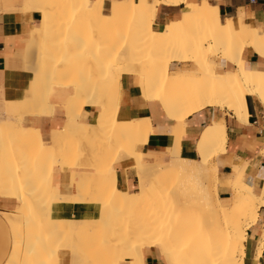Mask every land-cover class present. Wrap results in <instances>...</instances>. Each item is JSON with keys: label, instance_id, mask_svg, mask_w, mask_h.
Here are the masks:
<instances>
[{"label": "bare ground", "instance_id": "bare-ground-1", "mask_svg": "<svg viewBox=\"0 0 264 264\" xmlns=\"http://www.w3.org/2000/svg\"><path fill=\"white\" fill-rule=\"evenodd\" d=\"M29 1L30 3H34V5L36 2H37L36 4L38 5L40 4L39 6L37 5L36 8L33 7L32 10H35V11L39 10V12L41 13V19L38 22V29H40L41 32L39 33V35L37 34L38 37L40 36V39L38 41V43L40 44L33 45L34 43L31 42L28 45L29 47L27 48L28 50L26 49L27 53L25 52L26 54L25 56L28 58H31V56L29 57V55H31L30 53H32L31 51H34L35 48L36 49L38 48L40 53L39 51L37 52L38 54V56H36L37 58L40 56L41 59H44L41 57L44 55L45 56L44 61H47L48 60L47 58H50V59L47 61L48 62L47 65H45L47 62L40 63L44 61L43 60L41 61L40 59H38L40 60V62L38 63H40L39 65H42V67L37 68V66H39L37 65L36 66L37 69L35 68L37 71L34 70L35 77H33L32 84L30 87L31 94H33V98L30 101L31 103L29 104V106L26 108V113L29 107L32 108L31 109L32 111L41 106L45 107L46 110H49L51 107V105L47 102L49 90L57 86H64V85H59V84L61 82H64L65 78L67 79V77L71 78V80L72 78L73 79L76 78V77L74 78L75 75L73 74L75 72H72L74 71V69H76V67L73 64L74 66V69H73L71 65L67 64L70 60L69 59L70 57H68L69 55L71 56L73 54L71 56V59L73 58L72 60H74V57H75L74 55L79 54V58H80L81 56H83V55L80 56V54L83 53L87 49V51H89L90 53L92 52V53L91 55H89L90 53L88 52L86 56L87 55L90 56L91 58L88 57L89 61L93 63V60L95 57L92 54H95L94 49L96 47L100 49V44H101L100 42L102 41V39L106 40V38H109L112 34L117 32V30L122 29L121 24L123 26V22L125 21V19L128 22V26H126L127 24H125V26H123L125 27L123 30H124V33H126V35L128 34L127 37L129 36V40L126 44H123L122 47L120 45V49H118L119 50L118 52L117 50H115L117 53H119L117 55L115 52V55H113L115 56V59L112 56L107 58V62H108V59L112 61V63L110 61L108 62L111 64L106 65L105 62H101L100 60L101 58H99L96 54H99L100 52L102 53V51L100 50L99 52H97L98 49L96 50L95 55L99 58L98 60H100L98 61V63L100 65L101 63L105 64L104 68L106 66L105 69L107 70L106 72L108 74H109V70L112 69L114 66H116L117 70L112 69L113 70L112 72L116 71L114 72L115 75L112 73V77L113 76L114 77L113 78L110 77L111 78L110 80L107 74H105L107 76H104L105 70L102 71L101 69H98V66L96 65H95L96 67L93 68L91 65H94V64L98 65L97 61L96 62L94 61L95 62L94 64H91L88 61V65H90L89 67H87L88 65L87 66L84 65L87 63V58L83 56L86 58V59L83 58L84 62L86 63L83 62L82 66L87 67L85 68L86 70L84 71L88 72L89 70V71H92L94 74H96L97 71L100 70L102 72L101 73L102 75H99L100 73L98 74L99 76L97 74L96 76L91 75V73L90 75L87 74L88 80L86 79V81L87 83L89 81L90 82L88 84L86 83V81H85L86 84L83 82L82 83L85 85H88V87L91 86L90 88H88L84 85L86 89L88 90L90 89L89 91L84 90V91H87V93L89 92L87 94L88 96L86 94L84 95L85 92L83 93L82 89L81 90L79 89L80 85H78V83L76 82L78 79L76 81L72 80L74 83L70 81V83H72L73 86L68 84L69 80L67 84L64 86V87L71 86V88L74 89V94L69 96L67 100L64 102L65 107H66L65 114H67V117H68L67 119H69L73 123L80 122L78 120V117H79L78 114H80L81 111H77L79 112L77 114L75 110L77 108L76 103L78 102L76 97L78 96L80 99V96L82 95H79V93L81 92L84 95L83 96L84 101L83 103L80 104V107H78L77 110H81L84 104L90 103L89 105L93 104L99 107L98 114L94 118H92V120L88 123L81 122V124L83 125V132H78L79 133L78 138L76 137L78 136L77 132L74 131L75 133L74 132L72 133L74 135L72 136L70 134V137L68 139L63 138V140H61L58 137H54L51 139V143H50V144L61 146L62 147L61 150H63L64 146L65 147L67 145L69 146V144L67 145L65 144L68 141H70L69 139L71 138L74 139L76 137L73 140V143L72 141H70V143L75 144L74 147L76 148L78 145V144L76 145V143L78 142L79 138L81 139V136H85V138H88V137L92 138L91 142L97 144V147L99 150L96 153V150H97V147H96V150L94 152L96 153V155H94L93 159L92 158L89 159L88 157L90 155L83 151L84 153L81 155V157L83 156V159L85 158L84 159L85 163L83 161V163L81 164L85 165V164H88L89 161L90 162L93 161L95 168H97L96 170H99V172H96V175L98 173L97 178H96V175H92L93 177V178L91 177L92 180H95L94 178H96L95 184L98 186L100 185L102 187L103 186L107 187V185L109 186L111 185V188L108 190H106L105 187L103 188L104 192L106 191L105 194L108 197L107 200L108 199L111 200L110 201L111 205L109 207H112V206L118 207L120 205V207L123 208L124 210L126 208L128 209L132 207V211H133V206L142 204L143 202H145V199L146 200L149 199L151 195L150 193L152 192L153 194L157 193L156 196L157 197L160 196L158 195L159 194L158 192H160V190L163 189L162 185L164 184L161 182V180H163L162 179L163 177L161 174L162 173L161 170L163 166L160 167L161 169L158 173L160 177H158V179L155 181L156 184H154V188L152 187L153 186L152 184L147 183V179L145 176V174L147 173L143 171L145 174L141 175V178L139 179V183H138L139 191L136 193V195H131L129 190L124 191V190L119 189L117 186V177L115 178V176L114 177L110 176L112 172L111 168L117 169V164L119 161H121L124 158H130V157L134 158L135 157L136 159V157H138V155L137 156L134 155L133 157V154H130L128 152L129 146L134 145V144H139V143L143 144L144 142H146L148 135L152 132V125L149 119H141V118L138 119L137 118V120H126V121H122L118 119L117 117L118 102H119L118 99L120 96L119 95V78L122 73L135 75L137 78V82L141 88V92L143 96L147 99H152V98L158 99L159 98V100L162 102L164 110L166 111V114L172 120H174V125L172 126L170 130V133L175 136L174 137L175 143L173 145V148L171 149V150L174 149L173 151L174 154L172 157L169 158L168 162L171 164V166L175 167L174 174H179L183 176L190 174V173H194V174L197 172L199 173V171L201 170L205 171L206 168L211 167L209 165L210 163L209 161L212 160L213 157L216 156L219 152L225 149V143H226V133H225V126H224L223 121L218 120L217 122H211L205 126L200 138L195 144L197 148L198 158H186L184 156H181L179 152L180 147H181L180 146V135H181L182 128H183V121L186 116L190 115L193 112L199 111L206 106H219L222 108L224 103H227L228 108L233 111L235 116H237L236 118L245 119L246 114H247V105L245 101L246 94L258 95V98L264 104V62L258 64L256 67H252L251 64L246 60L244 56V49L246 47L253 46L255 52L261 58L264 59V25L260 24L259 26H256V27L247 26L242 18H239L238 27H235V24L233 20L231 19H227L225 20V22H222L218 14L217 7L213 5L209 0H139V1L137 0H122V1L110 0V10L108 14H105L101 11L102 5L105 0H29ZM160 3H165V4L185 3L188 7L185 12L180 14L181 15L180 17L171 19L169 22L165 23L164 25L158 28H154L153 21L155 18L156 7ZM65 14H67L68 16L67 15L65 16ZM61 17L70 18V25L68 26V28L66 26V29H69L70 35H67V36L71 37L73 35L71 32L72 31L74 32L75 29L77 31L78 25L75 23L79 22L78 24L81 26V27L78 26L79 27L78 30L80 32L75 31L77 33V34L74 33L73 35V38L76 35L75 38L70 39L71 41L73 40L72 42L74 43L76 41V38H78V42L76 41V43H78L77 45H80L79 43H81V45L78 46V49L77 48L76 49L77 50L80 49V50L79 51L73 50L71 51L72 52L71 54L69 55L66 54V56H65V53H67L68 51L70 52V48L69 49L67 48L68 51L65 52L64 55L63 53L59 54L61 49H58L59 52L55 49L56 50L55 54L54 52L51 51L52 49L59 47L58 45L60 44L59 43L61 41L60 39H62L60 37L63 36V31H62L63 29L62 30L59 29V27H61L62 25ZM59 23H60V26L58 25ZM46 24H48V26H51V27H48ZM44 25H46L48 28H51V29L54 27L55 33H53V35L51 36L50 34H47V33L46 35L44 33L45 30L43 29ZM56 26H59V27L56 28ZM71 26L74 28L76 27V28L73 29L71 28ZM61 28H63V26ZM70 28H71V32H70ZM126 28H127V31L129 30L128 32H125ZM192 28L196 29V32H191ZM58 31H62L61 33L62 35L59 37L60 38L59 41L56 37L60 34V32ZM120 33H123V32H120ZM114 35H116V33ZM114 35L112 36V38L114 37ZM44 37H46V39ZM47 37L50 38L51 41L54 39V43H50V44H53V45L55 43L57 44L59 43V44L58 45L55 44L54 48H52V46L49 47L52 49H50V53H49V50H47L48 52L46 53L47 55L45 54V52L43 53V55H41L44 49H46L45 47H47L45 46L47 45L45 43L47 40ZM64 37H65V34H64ZM66 38L64 39L66 40ZM110 41H113V39L112 40L110 39ZM86 43L88 45H86ZM97 43L99 45H97ZM50 44L48 43V46ZM30 45L33 47H31ZM70 45L71 43L68 46ZM91 45H93L94 48L89 47ZM94 45H97V46L95 47ZM63 46L67 47L66 45H63ZM42 47L44 48L42 49ZM83 47L85 49H83ZM88 47H89V50H88ZM81 50L82 51L84 50V51L82 52ZM62 51H65V50H62ZM56 52L58 54H56ZM76 52H79V53L76 54ZM34 54H35V51L32 55ZM48 54L49 56L51 54V56L48 57ZM84 55H85V52H84ZM213 55L214 56L219 55V57L226 64L227 63L232 64L234 66L233 71L230 72L229 70L223 69V68L216 69L215 65L210 62V56H213ZM62 56L65 58H63ZM56 57L57 58L59 57V59H57ZM52 58H54L53 59L54 62L51 61L52 62L51 63L49 61ZM79 58L78 56L75 57L74 61H76V59L79 60ZM63 59H66V64H67L66 66H63V67L61 66L62 69L65 68L63 69L66 72L64 77H63L64 71L63 70L60 71L61 68H59V71L62 72L61 74H59L60 72L57 71L58 70L57 64L62 65L60 64L62 62L60 60H63ZM95 59L97 60V58ZM80 61H83L82 57ZM72 62L73 61H71V63ZM171 63H179V64L186 63V65H179L177 67V70L174 71L170 67ZM188 63L194 64L193 68L188 67L189 66ZM67 66L71 68L70 72L69 70H66V69H69ZM44 67L45 69L43 70ZM91 67L93 68L94 71H96V73L92 70ZM99 67L101 68V66ZM46 68L48 69L46 70ZM82 68H80V70L84 69ZM88 68H91V70ZM96 68L98 70H96ZM67 72H69L70 75H68ZM34 73H33V76H34ZM77 73L75 74L77 75ZM71 74H73V77L71 76ZM110 74H111V71H110ZM107 80L110 83H113L112 85L109 83L110 86H112V88L108 86ZM82 83L79 82V84H82ZM170 88L174 92H176L178 95L175 93L173 94L169 93L170 96L166 95L167 89L170 90ZM174 95L175 96L177 95V96L174 98ZM168 99H171L172 101L169 102ZM17 104H18L17 101L7 102L4 110L9 115V117L11 118L14 117L15 113L17 112ZM26 105H28V103ZM31 106H34L36 108H33ZM31 110H28V113ZM37 110L39 109H36V111ZM39 113H42V111L38 112V114ZM18 114L20 115V112ZM21 121H22V113H21V116L17 118L16 126L14 127L12 125L7 124L6 125L7 130L6 129L5 130L8 132L6 133L3 130L4 132L2 133L0 132L1 134L0 137L2 138L3 133L5 134L9 133L8 135L12 134L15 139V141L13 140V142L15 143H13V145L11 143L12 147L14 146V144L16 145V143H19L18 141H20V143L24 146V150L18 149V148L17 150L15 149L14 150L16 151V153L18 152V154H21L22 152L21 150H23L25 153L23 152L22 153L26 154V157H27V154L29 153L28 155L30 156H28V158H30V160L31 158L33 159V161H31V164L29 163L30 166L28 167L27 165V169L29 171L25 172L27 173V175L30 172L29 174L30 177L29 179H27L26 177V180H23L25 184H23L22 182L21 183L19 182V180L22 177L20 176V174H19V176L21 177L20 179H17L19 177L15 176L16 174L18 175V172L17 170L15 171V164H14V161L17 162L16 160L17 155L15 157V154H16L15 151L13 149L11 150L9 149L10 148L9 146L11 145L4 144V146L6 147L1 148L2 150L1 152H5V155L2 159L0 158L1 159V163H0V179L1 180L0 181H1V184L4 186L8 184L15 176L17 180L16 182H18L19 184H22L23 187H27L26 184H31V182L36 180L34 178V176L36 175V171L40 169L42 170L44 168L43 163H45L44 165H46L49 161L53 162L54 159L52 158H55V156H53L52 153L51 154L49 153V155L47 153L43 158L39 159V155L45 152L44 150H46L45 145H44L45 143L41 139L40 136H38L37 134L36 135L34 134L35 129L33 130V129L25 128L22 125ZM56 133L59 134V132H56ZM18 138L19 140L16 141ZM4 140H6V138H4ZM9 140L11 141V139ZM75 140H77L76 143H74ZM84 140L82 143H84V146L85 145L88 146L89 145L87 144L88 140H87V143H86V139ZM113 140L117 141L116 143H118L119 141L122 143L123 141H126V142L128 141V142L127 144L125 143V145L123 146L119 145L117 147L115 145V148H114V145L112 144ZM0 141H3V140H0ZM91 142L89 140V143L91 145H89L88 147L93 146L92 145L93 143ZM110 144L113 145L112 147L114 148L113 149L114 151H112L111 149L112 147ZM23 146H20V147L22 148ZM71 147H73V145ZM56 149L58 151L60 147L59 148L57 147ZM91 149H93V147H91ZM116 149H117L116 151L117 153L115 154L114 152ZM10 151H12V154ZM120 151L123 152L124 154H119ZM6 152H9L10 154L6 156L7 155ZM87 152L91 153V155L93 156L92 152L90 151H87ZM63 153L65 154L66 152H63ZM77 153H80V152H77ZM109 154L111 155V158L109 157ZM68 155L69 154H67L66 157H68ZM5 156L7 157L6 159H5ZM21 157L23 160V155H21ZM69 157L70 159L74 158V157H71L70 155ZM76 157H78V155H76ZM108 157L109 159H107ZM28 158L27 160L29 161ZM27 160L25 161V163L27 162ZM63 161L61 163H63ZM57 162L59 161L57 160ZM137 162H136L137 164L135 165V167L139 169L142 167V162H141L140 157L137 158ZM37 163H38L37 165L38 167L36 168ZM81 164L77 162H73L72 165L69 166V167L72 166L71 168L72 170L70 173V179H69L68 184L64 186L65 195L61 194L62 197L65 196V198H62V200L58 202H69L71 198L77 199L79 201L87 200L88 195H89V198L92 196L91 189H90L91 194L87 195L86 193L88 192L87 191L85 192V189L88 190L86 186H88L87 184H89L87 182L86 176H89V175H85L84 177L83 175L81 176L84 179L86 178V183H87V184L86 183L81 184V188H82L81 192L78 195H75L73 193L74 195H72V197L70 195L71 194L70 192L76 189L74 182H77L75 177H76V173H79L77 172L78 165L81 166ZM238 167H235L233 169L234 177H235L234 181L238 184V189L235 191L233 199L229 203H223V206L220 207L224 210V212L225 211L227 212L228 209L232 208L231 212L233 213V217L228 219L227 227L225 228L227 230L226 237L224 238V240H219V239H218L219 241L216 240L217 242L215 244V248L217 249L213 253H211L210 258H207L204 264H244L243 263L244 262L243 259L245 257V247H244L245 243L244 242L247 240L245 231H246V228L252 222L256 220L257 212H258L257 208L259 207L260 204L264 202V184L261 188L255 187L252 184L251 179L246 177L245 175L246 171H241L239 170ZM15 172L17 173L15 174ZM136 172H137V169H136ZM89 174L91 176V173ZM108 174L110 175L108 176ZM90 176H89V179H91ZM78 178L79 177H77V179ZM71 181L74 185L69 186ZM192 190L193 188H191V190H189V192H186V193H184L183 190L181 191V193L177 190L179 193L173 194V197H172L173 199H171L172 201L169 203L166 202L167 204L165 203V206H164L165 208L164 209L162 208L163 210L160 211L161 212L159 215L160 217L158 216L159 213H157V216L155 215L156 217H158L157 219H159V221L156 219H153L154 216L153 218L150 217L151 221L148 220L150 224L148 221H146L145 223L148 222L146 226L145 224L144 226L142 224L144 228L140 226L142 227L143 230L139 229L141 231L137 232L138 230V226H137L136 233H134L133 231L128 234H125V232L114 233L115 231H117L118 229L117 227L116 230L113 231V234L110 235V237L107 236L108 238L106 237V239L105 237H103L104 240L100 238V240L96 242L95 240L91 241L93 240L92 239L93 235L100 234V236H103V235L106 236L105 231H103V229H105V227L107 226L106 224H109V223L103 224V222H101L102 223L101 224L100 221L104 219H101L98 222L96 221V224H99L97 225L99 227L100 226L103 227L105 225L103 229H101V227L97 228L96 225H92L93 222L91 224V222H89L90 220L89 218L56 219L55 221H52V223H48L45 226L44 224L43 225L41 224L42 222H44L42 221L44 219L40 218L41 216L38 218L42 222L41 221L39 222V220L38 222H35L34 216L35 214H38L40 210L43 209L42 211H45L46 209L47 213L45 214V212H43L44 217L46 219L47 218L46 215L47 216L49 215L50 204L47 206H44L40 203V207L36 208L35 206L31 205L32 203L31 201L29 200L27 201L26 198L24 199V197L21 196L22 205L20 208L16 210L14 215H12L11 213H3L4 218L10 225V228L12 230L11 235H13V238H14L13 243H12L11 253L4 264H50L52 262H54V264H59L58 262L60 258L59 257L60 244L53 245L50 242V240H53V238H51L53 237V235L62 236L63 238L67 237L68 241H66L64 248H67V246L69 247L70 258H71L70 264H77L78 261L80 262L81 260L80 257L82 256H84L85 259L81 261L86 260V262L82 264H88L89 259L87 261L85 255H88V258H89V255L94 254V253L98 257L97 264H119L124 259L128 260V264H145L143 256H144V250L146 248L158 249L160 253L163 255L166 264H181L178 261V258L176 256L177 254H175L176 252L175 251L173 252L172 251L173 249H171L172 247L177 246V245H173L176 242L171 243L169 238L171 237V239H173L174 237L175 238L177 237V235L175 234L177 233L179 228H177V231L173 229L176 228L177 223L179 225V222L181 221V219H185V217L189 215V210L188 212L184 211L183 207L180 209H177L176 206L181 205V204L182 205H185V204L186 205L187 204L196 205L194 203L196 191L192 192ZM93 191L96 192L94 188H93ZM99 191L97 192L102 193L101 189H99ZM77 193L78 192H76V194ZM37 196H35V198H37ZM94 196L95 197L92 196L93 198L91 197L90 200L88 198V201L92 203L100 204V202L106 200V199L102 200V198L100 197L102 195L100 196L94 195ZM31 198L32 200H35L34 197H31ZM158 199H161V198L158 197ZM103 204L105 205L104 207L108 206L106 205V202H104ZM107 204H109V202ZM100 205H101V208L104 209V207L102 206V203ZM116 207H113V209ZM117 209L119 210V208ZM104 210H102V212ZM111 211L113 210H110L109 212V208H108V210H106L104 214L107 212L106 215L108 216L109 215L108 213L112 214ZM115 211L116 209L114 210V213ZM100 216H99L100 218H103L102 215ZM118 218L120 219L119 216ZM247 218H249L250 220H247ZM47 220H50L49 216ZM91 220L93 219L91 218ZM246 220L248 222L245 223V225H243V222ZM108 221L111 222L112 220L109 219ZM152 221L153 223H151ZM155 221H157V223ZM120 222L121 221L117 223L120 224ZM38 225L39 227L40 226L42 227V229L40 227L39 230L40 232H42L41 235L44 236V238L42 239L40 238L36 240L37 238H39L38 237L39 233L36 232L37 229H35V227H37ZM109 226L111 227L112 225H108L107 227L109 228ZM115 226H117V224ZM171 230L173 231L172 233L170 232ZM24 231L26 233L25 238L22 235V232ZM31 231L37 234L36 236L37 238H35V236H32V233H30ZM99 231H101V233ZM174 231H176V233L173 236ZM180 232H182L181 229H180ZM85 233L87 235L88 234L90 235L92 233L94 234L90 235V237H92L90 239L89 237H87ZM111 233H112V230H111ZM169 233H171L172 235L170 234L171 236H169ZM80 234H85L86 237L89 238V240L86 239L87 242L84 241L86 238L85 235H80ZM178 234L180 235V233ZM72 236L73 238H71ZM75 236L78 237L79 239L81 236V238L84 239V240L81 239L82 245H80V242H79L80 240L78 241L80 250H78L79 248H75L76 246H72L71 244L73 243V245H75L74 242H72L73 239L76 238ZM69 238H70L71 243H68ZM178 238L180 239L179 236ZM54 239L55 240L58 239L57 240L58 242L59 240L60 241L62 240L58 237L57 238L54 237ZM172 241H175V240L173 239ZM183 246L185 247V245ZM87 250H88V253H87ZM113 251L114 253L118 251L116 258L114 257L115 255L114 253L113 255L111 254Z\"/></svg>", "mask_w": 264, "mask_h": 264}, {"label": "crops", "instance_id": "crops-1", "mask_svg": "<svg viewBox=\"0 0 264 264\" xmlns=\"http://www.w3.org/2000/svg\"><path fill=\"white\" fill-rule=\"evenodd\" d=\"M209 1L217 7V11L222 22H225L227 19H231L233 20L235 27H238L239 18H242L247 26L256 27L260 24L264 25V0ZM187 7L188 6L185 3L158 4L156 7L153 27L158 28L169 22L171 19L180 17V14L185 12ZM109 10L110 0H105L101 11L105 14H108ZM40 19L41 13L39 10L35 11L31 9L29 0H0V132L2 133L5 131L7 133L8 131H6V125H10V123L14 122L17 123V119L14 117H9L4 110L7 102L17 101V112L19 111L20 115L18 114L19 112H16L15 114H18L20 117L22 113V125L25 128L33 130L35 129L34 134L40 136L45 143L44 145L46 150L44 151L47 152L41 153L39 155V159L43 158L47 153L48 155L49 153H52L55 158H59L62 156V147L59 145L50 144L51 139L58 137L63 140L66 135L71 134L73 136L74 134L72 133L74 131L77 133L83 132V125L80 122H90L92 118L98 114L99 107L93 104L89 105L90 103L84 104L78 117L80 122L73 123L67 119V114L64 113V111L66 112L64 102L69 96L74 94V89L71 87L57 86L49 90L47 100V102L51 105L49 110H46V108L42 106L39 108L31 106L39 110L36 111V109H34L32 111V108L29 107L30 109L28 108V110H31L32 112L29 111L28 113L27 110L26 113V108L29 106L31 103L30 101L33 98L30 87L33 77H35L34 70L41 68V65H39L41 62L38 60L40 59V56L38 58L36 57L38 56V49L35 48L34 55H32L34 51H31L32 53L29 55L31 58L26 57L25 52L28 50V45L31 42H36L38 40L37 34L34 33V30L35 27H38V22ZM62 26L63 28H61V30H64V28H66L68 25L66 24ZM51 43H54V39L51 41ZM51 46L54 48L55 44H51ZM59 47L50 49H52L51 51L55 54L56 50L59 52L58 49H61V47ZM56 54L58 53L56 52ZM213 56H210L211 63H213ZM244 56L252 67H256L258 64L264 62V59L255 52L253 46H249L244 49ZM53 59L54 58H52L50 62H54ZM60 64L62 65L57 64L58 72L65 69H62L61 66H66L68 63L65 64L61 62ZM179 65V63H171L170 67H178ZM231 66L232 64H226L220 57L215 59L216 69H229ZM59 68H61L60 71ZM66 70H69L70 72L71 68ZM69 72H67L68 75H70ZM61 73L62 72L59 74ZM63 73L64 77L66 72L64 71ZM71 76L73 77L72 74ZM68 79L70 78L67 77L66 80ZM84 92V95L89 93H87V91ZM83 93L81 94L82 96H84ZM119 95L121 96H119L118 99L119 102L117 117L119 120H137V118L149 119L152 125V132L148 135L146 142L137 146L139 149L138 151L144 154L150 152L167 153L171 151L175 143V136L170 133V130L174 125V120H172L166 114V111L164 110L162 102L159 100V98H145L141 92V88L137 82L136 76L127 73H122L120 75ZM245 101L247 105V114L245 117L246 120L244 118H236L237 116H235L233 111L226 105H224L222 108L219 106H206L201 110L186 116L183 121V130L180 135V154L186 158H198L195 144L200 138L203 129L211 122L222 120L226 133L225 151L223 150L219 152L212 159V161L215 163L216 172L218 174V183L224 184V180L232 175L233 169L239 166V170L246 171L245 175L247 178L251 179L252 184L257 188H261L264 184V104L256 94H246ZM27 103L28 105H26ZM41 111L42 113L38 114V112ZM53 132H59V134H55ZM8 134L3 133L2 135V138L4 137L6 140L0 137V140H3L0 141L1 159L5 155V152H1V148L6 147L4 144L11 145L12 143L13 145V143H15L13 142V140L15 141L14 136L12 134ZM19 138L16 141H18ZM9 139H11V141ZM18 142L19 143H16V145L14 144L13 147L11 145L9 146L10 148H8L10 150H17V148L24 149V146L20 143V141ZM18 144H21L20 146L23 147L21 148ZM57 147H60V151H57ZM21 151L25 153L23 150ZM10 152L12 154V151ZM22 152L21 154H18V152L16 153L15 151L16 154H13H15V156L17 155L16 159L23 161L26 158V154H23ZM6 154V156H8L10 153L6 152ZM21 155H23V160ZM6 156L5 159L7 158ZM145 159L153 161L151 156H145ZM77 171L81 173H90L93 170L90 167H79L78 165ZM70 173L71 171L69 168L64 166L63 163H61L60 166L58 164H53L50 172V186L52 192H58L56 195L54 194L51 196V194H49L50 191L48 188L45 189L44 186L33 185V190L35 194L37 193L35 196H39H37L35 200H31V205L39 208L40 203L44 206L50 204L48 216L51 220H47V215V218L45 219L43 212H45V214L47 212L44 207L45 211H42V209L38 214H35V222H38V220L39 222L41 221L38 218L40 216V218L44 219L42 220L44 222L41 221V224H44L45 226L56 219L98 218L101 208L99 203H92L88 200L79 201L74 198H71L69 202H58L57 196L59 192H65L64 186L69 182ZM116 174L117 186L119 189L124 191L131 190L130 192L136 190V192L132 193H137L139 176L136 173L134 160L132 158H124L119 161L117 164ZM10 182L6 184L7 186H4L0 181V264H4L9 257L14 240L13 235H11L12 232L10 225L4 218L3 213L14 214L16 210L22 205L20 193L25 191L23 185L17 183L16 181L14 183L12 181ZM15 184L17 186L19 185L17 192H15L11 187ZM217 190L221 199L229 198L232 195L230 190L222 188L220 185L217 187ZM257 211L256 220L252 222L245 231L247 240L244 242V264H264V202L259 205ZM41 234L42 232L38 234V237L42 239L44 236ZM22 235L25 238V231L22 232ZM32 236L37 238V234L35 233H33ZM59 257V264H70L71 258L69 249L60 248ZM143 257L145 264H166L163 255L156 248H146L144 250ZM119 264H128V260L124 259Z\"/></svg>", "mask_w": 264, "mask_h": 264}, {"label": "rangeland", "instance_id": "rangeland-1", "mask_svg": "<svg viewBox=\"0 0 264 264\" xmlns=\"http://www.w3.org/2000/svg\"><path fill=\"white\" fill-rule=\"evenodd\" d=\"M139 1V0H138ZM37 3V2H36ZM35 3V5H34V3H30V5H31V9H33V7L34 8H36L37 7V5L38 4H36ZM34 5V6H33ZM40 5V4H39ZM38 5V6H39ZM67 14H65V16H66ZM68 16V15H67ZM62 18V25H66V24H68V26L70 25V18H68V17H66V18H63V17H61ZM63 19H64V21H63ZM57 20V19H56ZM58 20H59V18H58ZM74 22H75V20H74ZM79 23V22H78ZM78 23H75V24H77L79 27H81ZM74 24V23H73ZM125 24H127L126 26H128V22H127V20L125 19V21L123 22V26H125ZM47 26H48V24H46ZM46 25H44V33L46 34H50V36L51 35H53V33H55L54 32V27L51 29V28H48V27H51V26H46ZM49 25H51V24H49ZM59 26H60V23L58 24ZM61 25V26H62ZM77 25H75V26H77ZM82 25V24H81ZM46 26V27H45ZM59 26H56V28H58ZM68 26H67V28H68ZM72 26H74V25H72ZM71 26V28H73V29H75L74 27H72ZM77 26V28L79 29V27ZM122 26V24H121V28L122 29H119V30H117V32H115L116 33V35H114V34H112L109 38H106V40H103L102 39V41L100 42L101 44H100V49L99 48H97L96 46L97 45H99L98 43H97V45H94L96 48L94 49L95 51V54H96V50L98 49V51L97 52H99L100 50L102 51V53L100 52L99 54H96L99 58H101L100 60H101V62H105V64L107 65V64H111L112 63V61H110L109 59H108V62L110 61L111 63H108L107 62V58H109L110 56H112L114 59H115V56H113V55H115V50H117V52L119 51L118 49H120V45H121V47L123 46V44H126L127 42H128V40H129V36L127 37V35H126V33H124V28L125 27H123ZM37 28V29H36ZM71 28H70V32H71ZM42 29V28H41ZM59 29H61V27H59ZM72 29V30H73ZM77 29V31L78 32H80L79 30ZM192 29H193V31H192ZM191 29V32H196V29H194V28H192ZM40 29H38V27H35V30H34V33H36V34H38L39 35V33L41 32V30L39 31ZM48 31V32H47ZM62 31H63V36L62 37H60L62 34ZM62 31H58V32H60V34L58 35V36H56L57 37V39H58V41H59V39L60 38H62V39H60L61 41L58 43L59 44V46L61 47V50H65V51H61L60 52V54L61 53H63V55H64V53L65 52H67L68 51V49L70 48V52L68 53H65V56H66V54H71L72 52L71 51H76L77 49H78V46H80L81 45V43H79L80 45H77L78 43H76V41L78 42V38H76V41L73 43L70 39H72L73 38V35H74V33H76L77 31H76V29H75V31L73 32H71L73 35L70 37V36H67V35H70V33H69V29H64V30H62ZM67 31H68V33H67ZM129 31V30H128ZM127 31V28H126V31L125 32H128ZM120 32H123V33H120ZM191 32H189V33H191ZM46 34V35H47ZM64 34H65V37H64ZM77 34V33H76ZM125 34V35H124ZM201 34V33H200ZM38 35H37V38H38V40L36 41V42H32V43H34L33 45H39L40 43H38V41H39V39H40V36L38 37ZM114 35V37L112 38V36ZM49 36V35H48ZM76 36V35H75ZM75 36H74V38H75ZM56 37H55V39H56ZM60 37V38H59ZM66 38V37H68V38H66V40L64 39V38ZM45 39H46V37H44ZM52 38V37H51ZM73 38V39H74ZM115 38V39H114ZM117 38V39H116ZM65 41H64V40ZM107 39H109V40H107ZM110 39L112 40L113 39V41H110ZM122 39V40H121ZM125 40V41H124ZM80 41V40H79ZM115 41V42H114ZM123 41V42H122ZM71 43V45L70 46H68L70 43ZM81 42H83V41H81ZM86 42V41H85ZM38 43V44H37ZM47 45H45V46H47V47H45L46 49H44V51L42 52V54L41 55H43V53L45 52V54L46 53H48L47 52V50H49V53H50V46H51V39L50 38H48L47 37V40H46V42H45ZM48 43L50 44L49 46H48ZM67 43V44H66ZM106 43V44H105ZM109 45H108V44ZM55 44H57V43H55ZM57 44V45H58ZM73 44H75V45H73ZM111 44V45H110ZM32 45V44H31ZM30 45V46H31ZM63 45H66L67 47H65V46H63ZM86 45H88L87 43H86ZM105 45H107V46H105ZM31 47H33V46H31ZM73 47V48H72ZM89 47H93V45H91V46H89ZM89 47H88V50H89ZM104 47V48H103ZM105 47H106V49H105ZM44 47H42V49H43ZM68 48V49H67ZM77 48V49H76ZM94 48V47H93ZM38 49V48H37ZM83 49H85L84 47H83ZM39 50V49H38ZM80 50V49H79ZM79 50H77V51H79ZM92 50V49H91ZM112 50H113V52H112ZM82 51V50H81ZM84 51V50H83ZM82 51V52H83ZM84 52H85V55H84ZM83 53H81L80 54V56L81 55H83V56H85L86 58H87V63L86 62H84V59L83 58H85V57H83V56H81L82 57V60L83 61H80L81 60V57L79 58V54H77V53H79V52H76V54L77 55H74L75 57H77L78 56V58H79V60H77L76 59V61H74L75 60V57H74V60H72L71 59V56L73 55H67L68 57H70L69 59V62H68V64L69 65H71L72 67H73V69H74V66L76 67V69H74V72L75 73H77V71H78V73H77V75L75 74V73H73L75 76H74V78L75 79H73L72 78V80L74 81H76L77 79V83H78V85H80L79 86V89L81 90H83L82 92H84V90H87V91H89L88 89H86V87H88V85H85L86 83H87V81H86V79L88 80V75H90V73H91V75H95L96 76V74L98 75L99 73V75H102L101 73V71L99 72V71H97V73H96V71H94L93 70V68H95L96 66H98V69H101L102 71H104L105 73H104V76H107L108 75V77H109V79L111 80V78L110 77H112V73L114 74V72H116V71H114V72H112L113 70H117V68H116V66H114L112 69H110L109 70V74H110V71H111V74H110V76H109V74L106 72L107 70L105 69L106 68V66H105V68H104V65L105 64H103V63H101V65L98 63V61H100V60H98L99 58L95 55V54H92V55H94V57L95 58H97V60L94 58V60H93V63L92 62H90L89 61V58L88 57H90V56H86V54H88V52L89 51H87V49L84 51ZM105 52V53H104ZM116 52V54L118 55L119 53H117ZM39 53H40V51H39ZM90 53V52H89ZM92 53V52H91ZM91 53L89 54V55H91ZM114 53V54H113ZM74 54H75V52H74ZM102 54V55H101ZM109 54V55H108ZM47 55V54H46ZM101 57H100V56ZM105 55V56H104ZM42 58H44L45 59V56L43 55V56H41ZM48 57H50L49 56V54H48ZM60 57V56H59ZM63 57V56H62ZM93 57V56H92ZM117 57V56H116ZM219 58V55H217V56H213L212 57V60H213V64L215 65V59L216 58ZM47 58V57H46ZM63 58H65V57H63ZM85 58V59H86ZM91 58V57H90ZM113 58H111V59H113ZM44 59H41L40 58V60L42 61H44ZM48 60L50 59V58H47ZM59 59V58H58ZM62 59V58H61ZM47 60V61H48ZM64 60V61H63ZM63 60H60V61H62L63 63H65L66 64V59H63ZM91 60V59H90ZM47 61H44V62H41V63H45V62H47ZM71 61H73L72 63H71ZM88 61H89V63H91V64H94L96 61H97V63H98V65L97 64H94V65H91L92 67V70L96 73V74H94L92 71H89L88 70V72L87 71H84V70H86L85 68H87V67H89L90 65H88ZM95 61V62H94ZM114 61V60H113ZM50 62V61H49ZM83 62L84 63H86V64H84V65H88L87 67H84V66H82V64H83ZM107 62V63H106ZM71 63V64H70ZM48 64V62L45 64V65H47ZM73 64H74V66H73ZM103 64V65H102ZM189 64V66L188 67H190V68H193V65L194 64H190V63H188ZM77 65V66H76ZM96 65V66H95ZM180 65H186V63H181ZM84 68H82V67ZM99 66H101V68L99 67ZM41 67H42V65H41ZM80 68H82L83 70H80ZM91 68H88V69H90L91 70ZM171 68L174 70V71H176L177 70V66H171ZM233 68H234V66L232 65L229 69H227V70H229L230 72H232L233 71ZM45 69V67L43 68V70ZM48 68H46V70H47ZM97 68H96V70H98ZM76 70V71H75ZM79 71H81V72H79ZM86 73V74H85ZM72 74V75H73ZM88 74V75H87ZM105 74H107V75H105ZM87 75V76H86ZM98 75V76H99ZM115 75V74H114ZM84 76V77H83ZM78 77V78H77ZM87 77V78H86ZM114 77V76H113ZM112 77V78H113ZM85 78V79H84ZM108 79V80H109ZM68 80H69V82H68ZM68 80H64V82H61L59 85H66L67 84V82H68V84H70L71 86H73V84L72 83H74L72 80H71V78L70 79H68ZM80 80V81H79ZM82 80V81H81ZM107 80V81H108ZM109 80V81H110ZM70 81L72 82V83H70ZM85 81H86V83H85ZM107 82V84H108V86L110 87V88H112V86H110V84L112 85L113 83H110V82ZM113 81V80H112ZM79 82L80 83H85V84H79ZM90 82V81H89ZM88 82V83H89ZM87 83V84H88ZM106 83V82H105ZM110 83V84H109ZM69 85V86H70ZM86 87H85V86ZM70 86V87H71ZM85 87V88H84ZM91 86H89L88 88H90ZM191 87V86H190ZM189 87V88H190ZM84 88V89H83ZM171 90V91H170ZM170 90L169 89H167V93H166V95H168V96H170V94L169 93H171V94H173V93H175V94H177L176 92H174L171 88H170ZM170 91V92H169ZM79 95H81V93H79ZM178 95V94H177ZM176 95V96H177ZM88 96V95H87ZM86 96V97H87ZM175 95H174V98L176 97ZM77 98V108H76V112L77 111H81V110H77L78 109V107H80V104L81 103H83V96H80V99H79V97L77 96L76 97ZM79 99V100H78ZM88 99V98H87ZM168 101L170 102V101H172L171 99H168ZM226 104V106L228 107V105H227V103H224V105ZM83 105V104H82ZM82 105H81V107H82ZM223 105V106H224ZM64 113H65V111H64ZM79 112H77V114H78ZM8 115V114H7ZM80 114H78V116H79ZM9 116V115H8ZM19 117V115L18 114H15L14 115V118L15 119H17ZM142 121H144V120H142ZM75 123H77V122H75ZM81 123V122H80ZM10 125H12V126H16V123H10ZM182 130H183V128H182ZM135 134V133H134ZM77 135H79V133H77ZM70 137V135H66L65 136V139H68ZM75 137V136H74ZM77 138L79 137V136H76ZM75 137V138H76ZM84 137V138H83ZM74 138V139H75ZM73 138H71V139H69L70 141H72V143H73V140H74ZM84 139H86V143H87V140H88V143L87 144H89V145H91L90 143H89V140H90V142H91V139L92 138H90V137H88V138H85V136H81V139L79 138L78 139V142H77V140H75L74 141V143H76V145H77V148L76 147H74L75 146V144H72V143H70V141H68L65 145H67V144H69V146L67 145L66 147L64 146L63 147V150H62V156L61 157H59V158H52V159H54L53 160V162L52 161H49L46 165H44L45 163H43V166H44V168L41 170H37L36 171V175L34 176V178L36 179V180H34L33 182H31V184H26L27 185V187H24L25 188V191L24 192H21V196L22 197H24V199L26 198L27 199V201L29 200V201H31L32 200V198L31 197H34V199H36L35 198V193H34V190H33V185L34 186H44L45 187V189L46 188H48V190L50 191V194H51V196L52 195H54V194H57L58 192H52V190H51V186H50V172H51V168H52V166H53V164H58L59 166L61 165V162L63 161V164H64V166H67L68 168H69V170L71 171L72 169V166L71 167H69L70 165H72V163L73 162H77V163H79V164H81L83 161H84V163H85V158L83 159V156L81 157V155L84 153V152H86V153H88L90 156L88 157L89 159L90 158H92L93 159V157H94V155H96V153L98 152V147H97V144H95V143H93V142H91V143H93L92 145L93 146H91V147H93V149H91V147H88L87 145H85L84 146V143H82L83 142V140ZM81 140H82V142H81ZM85 141V140H84ZM93 141V140H92ZM94 141H95V139H94ZM117 141H118V139H117ZM117 141H114L113 140V142H115V143H113L112 141V144L114 145V148H115V145L118 147L119 145L120 146H123V145H125V143L127 144V142L126 141H123V143L122 142H118V143H116ZM81 142V143H80ZM71 144V145H70ZM80 144V145H79ZM96 146H95V145ZM112 144H110L111 145V147L113 146ZM73 145V147H71ZM83 145V146H82ZM139 145H141V143H139V144H134V145H131V146H129V148H128V152L130 153V154H133V157H134V155H138V157H140L141 158V162H142V167L141 168H136L135 167V165L138 163L137 162V158L138 157H136V159H135V157L134 158H132V157H130V158H132L133 160H134V167H135V169H137V174H138V176H139V179L141 178V175H143V174H145L144 172H146L147 174H145V176H146V179H147V183H149V184H152L153 186V188H154V184H156L155 183V181L158 179V177H160L159 175H158V173H159V171H160V167L161 166H163V168H162V179L163 180H161V182L162 183H164L163 185H162V188L163 189H161L160 190V192H158L159 194L158 195H160V196H158L159 198H161V199H158V197L156 196L157 195V193L156 194H153V192L152 193H150L151 195H150V197H149V199H145V202H141L142 204H139V205H136V206H133V211H132V207L131 208H126L125 210L123 209V208H121L120 207V205L118 206V207H116V206H112V207H109L111 204V200H107V195L105 194L106 193V191L104 192V190H103V188L105 187V186H98V185H96L95 183H96V178H97V175H98V173H97V175H96V172H99V170H96L97 168H95V165L93 164V161L92 162H90L89 161V165L88 164H85V165H83V164H81V166L80 167H83V166H85V167H90L93 171L92 172H90L91 173V176H90V174L89 173H81V172H79V171H77V172H79V173H76V177H75V179H76V181L77 182H74L75 183V187H76V189H74L72 192H70L71 194V197H72V195H78L80 192H81V184H85L86 183V178L84 179L83 177L85 176V175H89L90 176V178L92 177V175H96V178H94L95 180H92V178L91 179H89V176H86L87 177V182L89 183V184H87L88 186H86L87 187V189L88 190H86L85 189V192L87 191L88 193H86L87 195L88 194H91V191H92V196L93 197H95L94 195H96V196H100V195H102V196H100L101 198H102V200L103 199H106V200H104V201H102V202H100V204L102 203V206L104 207L105 205L103 204L104 202H106V205H108V206H106V207H104V209H102L101 208V210H100V213H99V216L100 215H102V217L103 218H100L99 216H98V218H96V219H93V220H91V218H89L90 220H89V222H91V224H92V222H93V224L92 225H96V227L97 228H100L101 227V229H103V227H105V225L102 227V226H97V225H99V224H96V221L98 222L99 220H101V219H104V220H101L100 221V223L101 222H103V224H106V223H109V224H106L107 226L108 225H112L111 227L113 228H111L110 226H109V228L106 226L105 227V229H103V231H105V235L106 236H100V234H95V235H93L94 233H96V232H94V233H92V234H90V235H93V238L92 237H90V235L88 234H86L87 235V237H89L90 239L92 238L93 240H91V241H94L95 240V242L96 241H98V240H100V238H102V240H104L103 239V237H105V239H106V237L108 236V237H110V235L111 234H113V231H115L116 230V228L118 227V229H117V231H115L114 233H123V232H125V234H128V233H130V232H134V233H136V230H137V226H138V230H137V232L138 231H141V230H143L142 229V227L144 226V224H145V226L148 224V220H150L151 221V219H150V217H152L153 218V216H154V218L153 219H156V220H158L159 221V219H157L158 217H156L157 216V213H159L158 214V216L160 215V211L161 210H163L165 207V203L167 202V203H169V202H171L172 200L171 199H173L172 197H173V194H177V193H181V191L183 190V192L184 193H186V192H189V190H191V188H193V190H192V192H194V191H196V195H195V200H194V203L196 204V205H194V204H185V205H178V206H176L177 207V209H180V208H184V211H187L188 212V210H189V215H187V217H185V219H181V223L179 222V225H178V223H177V225H176V228H174L173 230H176L177 231V228H179V232L177 231V233H176V231H174V233H173V236H174V234L175 235H177V237L175 238H173L175 241H172L173 239H171V237L169 238L170 239V242L172 243H174V242H176V243H174L173 245H177V246H175V247H172V245H171V249H173L172 251L174 252H176L175 254H177L176 256H177V258H178V261H179V263H183V264H204L205 263V260H207V258H210V256H211V253H213L217 248H215V244H216V242L217 241H219V240H224V238L226 237V227H227V222H228V219H230V218H232L233 217V213L231 212L232 210V208H230V209H228L227 210V212L225 211L224 212V210L222 209V208H220L221 206H223V203H229L232 199H233V196H234V194H235V191L238 189V184L234 181V179H235V177H234V171H233V173H232V175L229 177V178H227V179H225L224 180V184H222V183H218V174H217V172H216V168H215V163L212 161V160H210L209 162V165L211 166V167H209V168H206L205 169V171H199V173L197 172V173H190V174H187V175H179V174H174V171H175V167L174 166H171V164L168 162V160H169V158L170 157H172L173 156V154H174V149L173 150H171V151H169V152H167V153H156V152H150V153H147V154H144V153H142V152H140V151H138L139 149L137 148V146H139ZM87 146V147H86ZM70 147V148H69ZM96 147H97V150H96ZM113 147L111 148L112 149V151H114L113 149H114ZM70 149H71V151H70ZM75 149V150H74ZM88 149V150H87ZM24 150V149H23ZM26 150V149H25ZM86 150V151H85ZM95 150H96V153H94L95 152ZM27 151V150H26ZM84 151V152H83ZM87 151H90V152H92L93 153V156L91 155V153H89V152H87ZM117 151V149L115 150V154L117 153L116 152ZM28 152V151H27ZM63 152H66L65 154L63 153ZM77 152H80V153H77ZM179 152H180V150H179ZM75 153V154H74ZM112 153V152H111ZM110 153V154H111ZM29 154V153H28ZM27 154V157L25 158V160H23V162L21 161V160H18V159H16L17 160V162H15L14 161V164H15V171L17 170V172H18V175L16 174L17 172H15V176L16 177H19V178H17V179H20L21 177V179L19 180V182L21 183H23V184H25L24 182H23V180H26V177H27V179H29V177H30V172H29V174L27 175V173H25L26 171L28 172L29 170L27 169V165H28V167L30 166V164H31V161H33V159L31 158V160H30V158H28V156H30V155H28ZM67 154H69L71 157H74V158H76V159H74V158H71L72 160H73V162H72V160L70 159V157H69V155H68V157H66L67 156ZM109 154V157L111 158V155ZM119 154H124L123 152H121L120 151V153ZM76 155H78V157H76ZM181 155V154H180ZM113 156V155H112ZM114 156H116V155H114ZM145 156H151L152 158H153V161H149V160H147V159H145ZM182 156V155H181ZM16 157V156H15ZM109 157L107 158V159H109ZM122 157V156H121ZM27 158L29 159V161L27 160ZM91 159V160H92ZM14 160H15V158H14ZM27 160V162L25 163V161ZM57 160L59 161V162H57ZM107 161V160H106ZM51 162V163H50ZM66 162H68V163H66ZM137 162V163H136ZM30 163V164H29ZM53 163V164H52ZM35 164V163H34ZM50 164V165H49ZM114 164V163H113ZM21 165V166H20ZM24 165V166H23ZM38 165V163L36 164V168L38 167L37 166ZM88 165V166H87ZM115 165V164H114ZM22 167H23V169H22ZM25 167H26V169H25ZM49 167V168H48ZM31 168V167H30ZM94 169H95V171H94ZM141 169V170H140ZM23 170V171H22ZM141 172H140V171ZM111 175L110 174H108V176L110 175V176H112V177H114L115 176V178L117 177L116 175V168H111ZM144 171V172H143ZM94 173V174H93ZM19 174H20V176H19ZM48 174V175H47ZM78 174V175H77ZM26 175V176H25ZM80 175V176H79ZM83 175V177H81ZM179 176V178H178V176ZM15 176H14V178L11 180L13 183L15 182V181H17L16 180V178H15ZM174 176H176V177H174ZM77 177H79L78 179H77ZM95 177V176H94ZM148 177V178H147ZM42 178V179H41ZM81 178V179H80ZM80 179V180H79ZM149 179V180H148ZM6 180V179H5ZM41 180V181H40ZM78 180H79V182H78ZM83 181V182H82ZM85 181V182H84ZM137 181H138V177H137ZM182 181V182H181ZM47 182V183H46ZM82 182V183H81ZM176 182H177V184H176ZM11 183V182H10ZM18 183V182H17ZM29 183V182H28ZM139 183V182H138ZM182 183V184H181ZM94 184H95V186H94ZM176 184V185H175ZM22 185V184H21ZM72 185H74L73 183H72V181L70 182V184H69V186H72ZM89 185H90V187H89ZM136 185H137V183H136ZM139 185V184H138ZM221 186L222 188H225V189H228V190H230L231 191V193H232V195H231V197H229V198H225V199H221L220 197H219V195H218V190H217V187L218 186ZM92 186V187H91ZM97 186V187H96ZM109 185H107V187H105L106 188V190H108V189H110L111 188V185L108 187ZM179 187H180V189H179ZM12 188L14 189V191L15 192H17V190H18V188H19V185L17 186L16 184L15 185H13L12 186ZM78 188V189H77ZM80 188V189H79ZM85 188V187H84ZM93 188H94V190H96V192L95 191H93ZM97 188V189H96ZM90 189H91V191H90ZM99 189H101V191H102V193H99L100 191H99ZM182 189V190H181ZM179 192H178V191ZM181 190V191H180ZM30 191H31V193H30ZM71 191V190H70ZM97 191H99V192H97ZM131 191V190H130ZM139 191V187L137 188V192ZM76 192H78L77 194H76ZM132 192H136V190L135 191H132ZM132 192H130V194L131 195H136V193H132ZM182 192V193H183ZM65 192H59V194H58V196H57V199H58V201H61L62 200V198H65V196H63L62 197V195L64 194ZM74 193V194H73ZM25 194V195H24ZM31 194H32V196H31ZM62 194V195H61ZM65 195V194H64ZM90 195V196H91ZM91 196V197H92ZM104 196V197H103ZM106 196V197H105ZM156 196V197H155ZM175 196V195H174ZM18 197V196H17ZM59 197V198H58ZM90 197V198H91ZM92 197V198H93ZM88 198H89V195L87 196V200H88ZM90 198H89V200H90ZM92 200V199H91ZM155 200V201H154ZM100 201H101V199H100ZM109 202V204H107L108 202ZM151 202V203H150ZM153 202V203H152ZM155 203V204H154ZM166 203V204H167ZM113 204V203H112ZM220 204V205H219ZM181 206V207H180ZM193 206V207H192ZM197 206V207H196ZM33 207V206H32ZM113 207H116V208H114L113 209ZM137 207V208H136ZM149 207V208H148ZM159 207V208H158ZM175 207V208H176ZM34 208V207H33ZM32 208V209H33ZM108 208H109V212H110V210H113V211H111V213L112 214H110V213H108L109 215L107 216L106 214H107V212L104 214V212L106 211V210H108ZM117 208H119V210L117 209ZM151 208V209H150ZM163 208V209H162ZM189 208V209H188ZM116 209V211H115V213H114V210ZM159 210V212H158V210ZM220 209V210H219ZM102 210H104L103 212H102ZM117 210H118V212H117ZM154 210V211H153ZM195 210V211H194ZM203 210V211H202ZM230 210V211H229ZM183 211V212H184ZM198 211V212H197ZM223 211V212H222ZM195 212V213H194ZM201 212H202V214H201ZM103 213V214H102ZM117 213V214H116ZM133 213H135V214H133ZM154 215H153V214ZM190 213H191V215H190ZM193 213V214H192ZM199 213V214H198ZM15 214V213H14ZM14 214H12V215H14ZM115 214V215H114ZM121 214V215H120ZM201 214V215H200ZM204 214V215H203ZM112 215V216H111ZM117 215V216H116ZM134 215V216H133ZM152 215V216H151ZM156 215V216H155ZM230 215H231V217H230ZM118 216L120 217V219L118 218ZM105 217V218H104ZM107 217V218H106ZM108 217H109V219L110 220H112L111 222L110 221H108L109 219H108ZM137 217H138V219H137ZM140 217V218H139ZM156 217V218H155ZM160 217V216H159ZM222 218V219H221ZM152 219V220H153ZM187 219V220H186ZM117 220V221H116ZM143 220V221H142ZM247 220H250L249 218H247ZM244 221L243 222V225H245V223H247L248 221ZM95 221V222H94ZM119 221H121L120 222V224H118L119 223ZM127 221V222H126ZM146 221H148L147 223H145ZM105 222V223H104ZM118 222V223H117ZM156 223H157V221H155ZM154 222V223H155ZM52 223V222H51ZM114 223V224H113ZM124 223V224H123ZM137 223V224H136ZM151 223H153V221L151 222ZM102 224V223H101ZM117 224V226H115ZM135 224V225H134ZM142 224H143V226H142ZM149 224H150V222H149ZM182 224V225H181ZM114 225V226H113ZM181 225V226H180ZM184 225V226H183ZM123 226V227H122ZM140 226H142V227H140ZM192 226V227H191ZM41 227V226H40ZM40 227H39V225L37 226V227H35V229H37L36 230V232H39V233H41L40 232ZM126 227H128V228H126ZM144 228V227H143ZM190 228V229H189ZM34 229V230H35ZM41 229H42V227H41ZM108 231H107V230ZM110 229V230H109ZM121 229V230H120ZM139 229H141V230H139ZM180 229H181V231L182 232H180ZM194 229V230H193ZM111 230H112V233H111ZM125 230V231H124ZM12 231V230H11ZM42 231V230H41ZM102 231V230H101ZM101 231H99L100 233H101ZM194 231H195V233H194ZM225 231V232H224ZM98 232V231H97ZM108 232H109V234H108ZM171 233L173 232L172 230L170 231ZM30 233H32L33 234V232L31 231ZM107 233V234H106ZM171 233H169V236H171L172 234ZM178 233H180V235L178 234ZM183 233V234H182ZM85 234H80V235H85ZM102 234H103V232H102ZM101 234V235H102ZM171 234V235H170ZM222 234V235H221ZM86 235H85V237H86ZM52 236V235H51ZM98 236V237H97ZM178 236L180 237V239L178 238ZM224 236V237H223ZM54 237L55 238H60V239H62L63 237L62 236H58V235H53V237H51V238H53V240L55 241H53V240H50V242L54 245H56V244H60V248H64L65 247V244H66V241H68L67 240V237H64L61 241L59 240V242L57 241L58 239H54ZM76 237V236H75ZM85 238V240L84 239H82L81 238V236H80V239L78 238V237H76L75 239H73V241L72 242H74V244L75 245H73V243H71L70 242V238H69V242L68 243H71L72 244V246H76L75 248H79L80 246H79V242H80V245H82V243H81V239L82 240H84V241H86L87 242V240L86 239H88L89 240V238ZM107 237V238H108ZM71 238H73V236L71 237ZM178 238V239H177ZM183 238V239H182ZM38 239H40V238H37L36 240H38ZM64 239H66V240H64ZM176 239H177V241H176ZM186 239V240H185ZM188 239H190V240H188ZM219 239V240H218ZM75 240V241H74ZM80 240V241H79ZM187 240H188V242H187ZM217 240V241H216ZM65 243H64V242ZM79 241V242H78ZM84 241H82V242H84ZM58 242V243H57ZM196 242V243H195ZM63 243V244H62ZM170 243V244H171ZM181 243V244H180ZM185 243V244H184ZM182 247H181V246ZM183 245H185V247L183 246ZM187 245V246H186ZM211 246V247H210ZM59 248V249H60ZM175 248V249H174ZM179 248V249H178ZM211 248V249H210ZM66 249H69V247L67 246V248ZM186 249V250H185ZM78 250H80V248L78 249ZM178 250H179V252H178ZM70 251V250H69ZM206 251V252H205ZM118 251H116L115 253H114V251L111 253L112 255H113V253L115 254L114 255V257L116 258L117 257V253ZM87 253H88V250H87ZM204 254V255H203ZM93 255H94V257H93ZM191 255V256H190ZM195 255V256H194ZM203 256V257H202ZM85 257H86V259H87V261H88V259H89V262H88V264H97V255H95V253L94 254H91V255H89V258H88V255H85ZM183 257H184V259H183ZM205 257V258H204ZM80 259L81 260H84L85 258H84V256H82V257H80ZM80 260V262L78 261L77 262V264H82V263H84V262H86V260L85 261H81ZM180 260H181V262H180ZM183 260V261H182ZM94 261V262H93ZM191 262V263H190ZM53 264H54V262H52ZM52 263H50V264H52Z\"/></svg>", "mask_w": 264, "mask_h": 264}, {"label": "built area", "instance_id": "built-area-1", "mask_svg": "<svg viewBox=\"0 0 264 264\" xmlns=\"http://www.w3.org/2000/svg\"><path fill=\"white\" fill-rule=\"evenodd\" d=\"M251 1H254V0H251Z\"/></svg>", "mask_w": 264, "mask_h": 264}]
</instances>
